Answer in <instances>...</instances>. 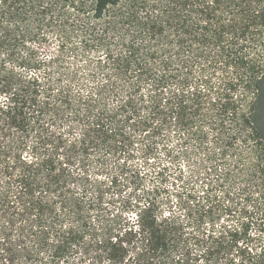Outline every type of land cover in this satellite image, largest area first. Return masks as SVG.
<instances>
[{
	"label": "trees",
	"instance_id": "1",
	"mask_svg": "<svg viewBox=\"0 0 264 264\" xmlns=\"http://www.w3.org/2000/svg\"><path fill=\"white\" fill-rule=\"evenodd\" d=\"M172 133L167 156L204 155L197 232L152 200L93 217L109 158ZM254 225L263 241L264 0H0V264H264Z\"/></svg>",
	"mask_w": 264,
	"mask_h": 264
},
{
	"label": "rangeland",
	"instance_id": "2",
	"mask_svg": "<svg viewBox=\"0 0 264 264\" xmlns=\"http://www.w3.org/2000/svg\"><path fill=\"white\" fill-rule=\"evenodd\" d=\"M69 59L67 69L68 67L70 69L78 68L83 63V58L75 57V55H71ZM145 99L148 98L145 97ZM116 103V101H110V107L113 108ZM176 138V135L172 133L170 142H167V145L159 144L156 156L148 159L138 153L140 147L134 148L135 157L127 158L124 156L122 160H119L120 163L125 161L123 166L117 160L109 158L108 164L111 170L100 171L98 175L95 174L98 181L103 183V188L108 192L105 194L104 204L96 212H92L93 217L103 213L104 216L101 220L107 222L117 218V222L121 221L120 223L123 224L129 216H132L131 213H133V216L135 215L134 213L140 205L152 200L161 207L163 212L176 213L181 215L188 224L191 223L185 231L187 235L194 231L197 232L195 224L192 223L197 216V212L192 205L194 201H191L190 198L194 195H190V192L197 191V195H203L200 181L202 177L198 175V172L204 171L201 165L204 155H197L193 160L186 157L183 152H180L181 157L178 158L173 159L171 156H167L164 147L178 149V147L175 148ZM189 152L192 154L191 150ZM126 169V173H123ZM114 174L119 175L117 185L108 188L107 186L110 185L109 180ZM188 212L192 213V219L190 220L186 217ZM220 218V223H222V220H225V223H233L226 220L228 216H221ZM250 234L251 238L246 240V244L250 245L253 251L262 248L264 239L263 241L258 240L260 231L257 225L252 226ZM192 247L199 248L193 245Z\"/></svg>",
	"mask_w": 264,
	"mask_h": 264
}]
</instances>
